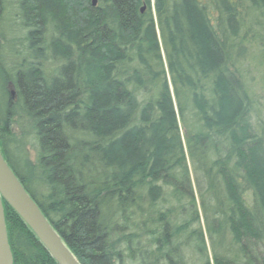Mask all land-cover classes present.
I'll list each match as a JSON object with an SVG mask.
<instances>
[{
	"label": "trees",
	"instance_id": "trees-1",
	"mask_svg": "<svg viewBox=\"0 0 264 264\" xmlns=\"http://www.w3.org/2000/svg\"><path fill=\"white\" fill-rule=\"evenodd\" d=\"M18 20L0 34V152L80 264H187L191 238L200 264H264V129L242 71L264 0H19ZM3 206L13 264H59ZM221 233L237 259L209 255Z\"/></svg>",
	"mask_w": 264,
	"mask_h": 264
},
{
	"label": "rangeland",
	"instance_id": "rangeland-1",
	"mask_svg": "<svg viewBox=\"0 0 264 264\" xmlns=\"http://www.w3.org/2000/svg\"><path fill=\"white\" fill-rule=\"evenodd\" d=\"M7 7H6V19L10 20V24L4 23L2 27H0V34H15V31L19 29L18 34H24L22 31L21 26L18 20V1L19 0H5ZM18 28V29H17ZM250 35L248 37L250 39ZM261 35V34H260ZM254 43V42H253ZM252 42L248 39L244 41V45H246V60L243 61L242 71L244 72L245 77L250 86V91L252 97L254 99V126L258 130V132H262L264 129V42L263 44L256 43L258 46H255ZM253 44V45H252ZM256 48V49H255ZM31 158H34V151L31 149L30 152ZM192 180L194 182V177L192 176ZM213 200V196L211 195L210 198L206 201L207 206L211 205ZM174 202L175 199H174ZM175 204V203H174ZM173 207L172 203L164 197L159 205V209L165 211L168 208ZM176 209H179L178 206H174ZM181 212V211H179ZM189 218L188 215L184 216V220ZM213 218L210 219V225L214 229L215 226L212 223ZM174 222L180 224L183 222V218H179L174 220ZM191 229H201L205 232L206 224L202 218L200 222L194 223ZM182 238L186 241L189 240L190 236L187 233H184ZM194 238H191L189 245H185L184 247L187 248L184 251L185 259L187 264H200V262L196 259L195 247H194ZM214 243V247L220 250L221 254H225L224 256L229 259H237L236 252L237 249L232 243V241L228 238H224V235L221 233L218 236L213 237V241L210 242L207 238V247L209 251V255L212 257V246ZM194 248V249H193Z\"/></svg>",
	"mask_w": 264,
	"mask_h": 264
},
{
	"label": "water",
	"instance_id": "water-1",
	"mask_svg": "<svg viewBox=\"0 0 264 264\" xmlns=\"http://www.w3.org/2000/svg\"><path fill=\"white\" fill-rule=\"evenodd\" d=\"M98 5V0H92ZM3 199L36 233L59 264H80L54 231L48 220L25 190L0 152V264H13V253L6 228Z\"/></svg>",
	"mask_w": 264,
	"mask_h": 264
}]
</instances>
